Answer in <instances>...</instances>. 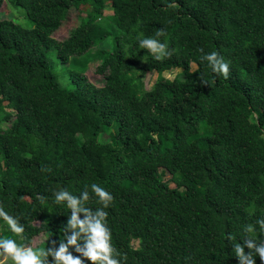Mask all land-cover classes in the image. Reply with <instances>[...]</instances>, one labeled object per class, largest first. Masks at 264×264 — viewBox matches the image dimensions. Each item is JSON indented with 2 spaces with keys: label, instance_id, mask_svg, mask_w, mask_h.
<instances>
[{
  "label": "trees",
  "instance_id": "trees-1",
  "mask_svg": "<svg viewBox=\"0 0 264 264\" xmlns=\"http://www.w3.org/2000/svg\"><path fill=\"white\" fill-rule=\"evenodd\" d=\"M4 4L30 25L2 19ZM73 10L79 23L58 41ZM149 37L172 56L140 48ZM213 51L227 79L201 59ZM96 63L100 87L87 74ZM92 183L114 198L121 264H238L245 225L264 239V0H0V206L27 239L2 220L0 236L58 247L70 209L54 192L87 185L95 211Z\"/></svg>",
  "mask_w": 264,
  "mask_h": 264
},
{
  "label": "clouds",
  "instance_id": "clouds-1",
  "mask_svg": "<svg viewBox=\"0 0 264 264\" xmlns=\"http://www.w3.org/2000/svg\"><path fill=\"white\" fill-rule=\"evenodd\" d=\"M178 6L176 2L167 5L168 8ZM164 35L166 33L162 28L155 33L156 37ZM139 47L146 49L157 61H163L172 56L167 44L160 42L157 38L141 39ZM200 51L203 52V49ZM201 59L207 61L215 74L225 79L229 77V63L218 52L204 54ZM90 187L96 202L101 205L95 211L85 206L91 199L87 185L79 196L64 189L54 192V203L66 204V207L70 209V215L64 226V238L59 240L58 247L55 240H49L51 247L42 249L34 243H18L17 239L0 236V264H85L86 261L89 264H121L118 258L121 254L111 243L112 234L107 226L108 212L105 211L114 198L110 192L96 183H92ZM38 199L41 204L46 200L43 196ZM0 220L20 241L27 239L24 236L25 228L19 222V218L9 215L3 206H0ZM256 225L259 226V232L264 235V218L258 219ZM256 230L253 224L245 225L243 231L246 235L242 243L232 244L238 264H256L257 256L261 264H264V239L258 241L251 235ZM227 239L231 241L233 238L228 235ZM70 249L77 255H73Z\"/></svg>",
  "mask_w": 264,
  "mask_h": 264
},
{
  "label": "rangeland",
  "instance_id": "rangeland-1",
  "mask_svg": "<svg viewBox=\"0 0 264 264\" xmlns=\"http://www.w3.org/2000/svg\"><path fill=\"white\" fill-rule=\"evenodd\" d=\"M113 14V9L110 5H108L104 11V16H110ZM25 17V18H24ZM1 18L2 19H13L15 22H18L24 26H29L30 21L27 20L26 17V11L23 9H16L11 5L4 4L1 9ZM24 18V19H23ZM78 12L77 10H73L69 13L68 19L64 21L63 25L60 27V29L54 34V38L58 41H64L67 39L70 35V32L78 25L79 19H78ZM98 63L91 65L88 74L89 79L95 83L97 86H103L104 84V78L103 75L97 74L96 70L98 68ZM196 68V66H193V70ZM181 70L170 72V73H164V76L169 79L175 78L177 74H179ZM158 78V73L154 72L151 75H149L146 80V84L148 88H151L156 80ZM172 187H175L174 184H171ZM44 235H40L38 237H35L33 239L34 244L40 245L45 240ZM135 246H138V243H135Z\"/></svg>",
  "mask_w": 264,
  "mask_h": 264
}]
</instances>
